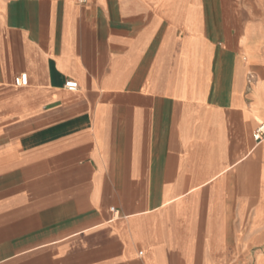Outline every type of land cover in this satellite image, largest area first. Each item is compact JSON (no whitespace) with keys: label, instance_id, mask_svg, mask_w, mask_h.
Instances as JSON below:
<instances>
[{"label":"crops","instance_id":"1","mask_svg":"<svg viewBox=\"0 0 264 264\" xmlns=\"http://www.w3.org/2000/svg\"><path fill=\"white\" fill-rule=\"evenodd\" d=\"M259 122L264 0H0V264H264Z\"/></svg>","mask_w":264,"mask_h":264},{"label":"built area","instance_id":"2","mask_svg":"<svg viewBox=\"0 0 264 264\" xmlns=\"http://www.w3.org/2000/svg\"><path fill=\"white\" fill-rule=\"evenodd\" d=\"M80 4H86L89 0H77ZM14 83L16 86H23L27 84V75L26 73L18 74L15 79ZM64 87L67 90L75 91L78 88V83L75 80L69 79L66 80L64 83ZM253 139L255 142L259 143L264 140V122H259L253 131Z\"/></svg>","mask_w":264,"mask_h":264}]
</instances>
